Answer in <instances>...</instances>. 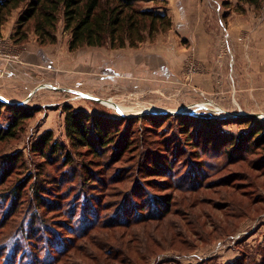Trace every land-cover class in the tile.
<instances>
[{"label": "rangeland", "instance_id": "obj_1", "mask_svg": "<svg viewBox=\"0 0 264 264\" xmlns=\"http://www.w3.org/2000/svg\"><path fill=\"white\" fill-rule=\"evenodd\" d=\"M164 2L143 6L161 7ZM219 3L225 12L221 9L217 20L211 66L204 60L206 48L187 39L178 43L186 53L179 62L158 61L139 52L174 46L168 39L173 22L169 30L137 48L107 43L75 51L69 49L71 34L62 15L57 42L45 46L39 45L32 25L23 44L14 43V29L27 4L13 10L1 26L0 55L17 53L15 45L24 50L46 47L34 52L29 65L14 63L18 72L14 77L0 73V97L32 112L16 137L0 141V175L7 157L19 156L18 170L14 164L5 165L13 170L0 184L3 199L5 190L13 187V191L25 178L31 181L28 185L34 178L50 181L43 180L49 171L70 177L72 187L87 185L85 171L92 169L96 181L90 193L102 212L115 214V207L109 210L112 202L126 198L138 205L135 212L145 216L134 224L104 225L82 235L60 264H264V145L246 138L243 148L235 149L237 137L251 128L254 119L264 121L251 116L264 115V85L256 86L252 78L260 71L245 61L254 48L250 38L264 28L260 24L264 3ZM252 15L258 22H251ZM240 55L245 62L242 71H236ZM17 78L21 83L14 82ZM1 98L0 129H6L12 111ZM69 110L106 122L112 141L100 149L99 158L85 146L74 148L66 128ZM187 128L190 136H184ZM48 130L61 148L57 156L49 155L55 163H47L32 150ZM126 139L132 141L131 148L124 146ZM150 162H157L159 171L151 172ZM31 192L23 189L18 211L0 228V240L28 211L24 199L32 197ZM150 203H160L159 213L164 211L160 217L151 218ZM53 208L41 211L62 231V238H72L60 222L62 207Z\"/></svg>", "mask_w": 264, "mask_h": 264}, {"label": "trees", "instance_id": "obj_2", "mask_svg": "<svg viewBox=\"0 0 264 264\" xmlns=\"http://www.w3.org/2000/svg\"><path fill=\"white\" fill-rule=\"evenodd\" d=\"M152 1L0 0V28L13 10L27 4L18 19V28L14 37L15 44H23L28 38V29L31 25L40 46L56 43V28L59 17L62 15L64 28L71 34L69 41L71 51L84 46L102 47L107 43L114 48H137L145 40L153 38L159 32L169 30L172 26L171 15L166 10L159 11V7L143 6L144 3ZM238 1L255 6L264 3V0ZM4 105L10 107L12 118L6 129H0V141L16 137L24 122L32 117L31 110L21 105L7 102ZM254 120L251 128L237 137L235 149L243 148L246 138L250 140L253 138L257 140V144L264 145V121L257 118ZM107 127L106 122H102L95 115L73 110L67 112V135L74 148L85 146L92 151L95 158H99L100 149L107 148L112 141L113 134L108 131ZM190 132L187 128L184 136H190ZM196 138L198 139L199 135ZM132 144V141L126 139L124 146L131 148ZM189 144L194 146V142ZM32 150L35 154H41L47 163H55L56 161L49 155L57 156L61 148L57 142H54L52 131L48 130L34 143ZM67 156L70 157L71 154L68 153ZM18 162L19 156H14V159L7 157L6 162L1 164L3 169L0 184L10 176L8 174L13 170L10 167L5 168V165L13 166L14 164V170H18ZM141 166L142 163L139 164V167ZM148 167L151 172L160 169L157 162L151 163ZM85 174V178H89L90 182L87 185L83 182L81 185L72 187L69 183L70 177L65 175L59 177L49 171L47 175H44L43 180L50 181L43 182L34 178V181L28 185L31 181L25 178L22 181L23 185L14 186L13 191V187L4 191L6 192L5 199L0 195V228L7 226L11 221L10 218L18 211L23 189L25 187L26 190L32 189L33 195L24 199L28 211L23 212L18 225L15 228L12 226V230L0 240V264H60L62 257L73 245L72 243L91 230L109 224L127 226L144 219L145 216L135 212L138 205L130 204L126 198L112 202L109 210L115 207V214L102 212L99 200L90 193V186L96 181L93 179L94 170L86 169ZM63 187L61 191L60 188ZM140 193L142 192L139 191L138 196ZM149 206L151 218L158 217V215L160 217L164 212L159 213L160 203L157 205L150 203ZM52 207H62L64 220L60 222L67 230L65 234H71L72 238H62V231H59L41 211L42 209L44 212Z\"/></svg>", "mask_w": 264, "mask_h": 264}, {"label": "crops", "instance_id": "obj_3", "mask_svg": "<svg viewBox=\"0 0 264 264\" xmlns=\"http://www.w3.org/2000/svg\"><path fill=\"white\" fill-rule=\"evenodd\" d=\"M164 6L159 7V11H167L173 21V35L169 37L170 41L174 42V46L166 47L162 46L160 48L149 49L146 52L149 55L158 59V61L168 60L170 58L171 61L179 62V60H184L186 55L185 52L181 50L185 49L183 46L179 47L178 43L180 41L187 39L191 44H200L203 45L207 50L208 55H205V59L208 65H213L214 61V50L216 49L215 44L217 43V20L219 19V15L221 12V5L219 0H164ZM154 2V0L152 1ZM225 10L222 9V13L224 14ZM251 22L257 20L256 16L252 15ZM239 18H237V21ZM236 21V23H237ZM264 25L263 23H260ZM236 26V24H235ZM241 24H237L236 27H240ZM233 27V28H236ZM247 28L246 26H244ZM264 28L260 31H257L252 35L251 43L254 45L251 51V55H247V59H245L246 63L250 64L251 67L256 69L258 72L254 75L253 83L257 85H264ZM14 29V33H15ZM238 33L240 30L236 29ZM235 31V32H236ZM9 36V35H8ZM7 38V37H6ZM177 44V45H176ZM19 50L17 53L13 55H0V73L2 75L6 74V76L14 77L12 74L17 71H14V63H23L29 65L30 62H34V57L32 55L36 50H46L45 48L36 47H26L25 50L21 49L20 45H15ZM183 48V49H182ZM239 52H242V46H238ZM16 50V49H15ZM189 54V53H188ZM241 54V53H240ZM235 61V60H234ZM244 61V57L242 55L239 56L238 60L235 61V65L237 66L236 71H242V66ZM140 64H144L145 61L141 60ZM212 68V67H211ZM240 69V70H239ZM252 69V70H254ZM251 70V69H250ZM208 71H210L208 69ZM226 71V70H224ZM21 83V79H15L14 82ZM8 98V97H7Z\"/></svg>", "mask_w": 264, "mask_h": 264}, {"label": "water", "instance_id": "obj_4", "mask_svg": "<svg viewBox=\"0 0 264 264\" xmlns=\"http://www.w3.org/2000/svg\"><path fill=\"white\" fill-rule=\"evenodd\" d=\"M1 98V97H0ZM2 99V98H1ZM2 101H4L3 99H2ZM4 102H7V101H4ZM8 103H10V102H8ZM117 107V106H116ZM247 115V114H246ZM249 115V114H248ZM251 116H254V117H264V115H251Z\"/></svg>", "mask_w": 264, "mask_h": 264}, {"label": "built area", "instance_id": "obj_5", "mask_svg": "<svg viewBox=\"0 0 264 264\" xmlns=\"http://www.w3.org/2000/svg\"><path fill=\"white\" fill-rule=\"evenodd\" d=\"M239 40H242V38L240 37Z\"/></svg>", "mask_w": 264, "mask_h": 264}]
</instances>
